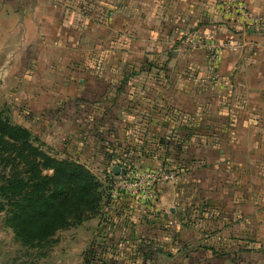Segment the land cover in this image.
<instances>
[{
    "label": "crops",
    "instance_id": "0c3cea01",
    "mask_svg": "<svg viewBox=\"0 0 264 264\" xmlns=\"http://www.w3.org/2000/svg\"><path fill=\"white\" fill-rule=\"evenodd\" d=\"M218 1L0 0V101L82 113L102 152L130 139L144 148V157L134 154L144 167L175 176L156 186V216L174 221L187 249L157 254L154 264H264V33L249 32L240 50L223 54L214 84L205 53L185 37L236 34L216 14ZM242 1L264 14V0ZM200 203V227L182 226L184 208ZM130 214L134 225L123 230L100 216L83 222L31 262L5 228L0 264H99L85 258L93 239L132 252L131 239L163 236L146 205Z\"/></svg>",
    "mask_w": 264,
    "mask_h": 264
},
{
    "label": "trees",
    "instance_id": "16d2710c",
    "mask_svg": "<svg viewBox=\"0 0 264 264\" xmlns=\"http://www.w3.org/2000/svg\"><path fill=\"white\" fill-rule=\"evenodd\" d=\"M230 30L237 31L234 27ZM129 140L102 152L108 160L106 167L110 166V160L118 167H144L139 156L134 155L144 157V148L132 145ZM0 156L21 168L20 171L11 169L0 181V212L5 213L4 224L11 228L14 239L22 246L50 250L56 243L54 235L58 230L78 226L96 216H101L103 226L113 231L116 227L123 230L134 225L130 210L142 204L136 197L110 198L109 192L103 194L101 183L83 163L42 151L27 128L11 123L1 113ZM43 171L51 173L43 174ZM106 203L109 208L103 211ZM204 212L202 203L184 208L180 224L193 229L194 220L202 218ZM153 218L162 231L168 228V219L162 215ZM178 235L176 230L161 237L140 235L133 238L132 235L131 240L135 241L132 252L126 251L124 245L97 244L93 239L85 258L99 264H154L157 254L173 257L186 253L187 244L181 243Z\"/></svg>",
    "mask_w": 264,
    "mask_h": 264
},
{
    "label": "rangeland",
    "instance_id": "374dc122",
    "mask_svg": "<svg viewBox=\"0 0 264 264\" xmlns=\"http://www.w3.org/2000/svg\"><path fill=\"white\" fill-rule=\"evenodd\" d=\"M94 54L96 57L97 54ZM121 56L124 62L130 60L128 55L122 54ZM64 72L63 69L59 68V74ZM14 87L16 90L13 92L16 93L18 88L13 85L12 89H14ZM49 103V101L38 104V102L35 103L33 101L21 103L16 101V99H12L10 102L4 100L0 101V113L11 123L27 128L34 139L35 145H38L42 151L58 158L67 157L83 163L101 183L100 190L103 194L110 192L115 187H119L118 183L114 182V178L110 177L111 175L108 172L110 166L106 167L104 164L105 158L100 148L102 145L101 136L97 133L86 131V115L83 116L82 113H79L76 116L70 115L69 117H63L58 114V111L55 112V114L52 113V110L48 111L45 106H48ZM80 128L84 129V131H81ZM11 169H15V171L21 170L20 166H16L15 162L0 156V181L3 180L6 175L10 174ZM141 169H144L143 171L147 169L146 172L149 173L155 170L146 167H142ZM50 173L51 171H43V174ZM128 178V180L134 181L137 177L129 174ZM161 180L165 179L158 178L157 184ZM112 181L114 182L113 184H111ZM5 216L4 212H0V222H3V224ZM78 226H81V224ZM78 226L58 230L54 235V239L58 242L68 237H74L77 232L73 231L78 229ZM5 228L7 229L9 227L4 224V228L0 229V232L3 231L7 233ZM9 231V237L11 239L14 238L11 228H9ZM54 246L55 244L50 250L45 247L41 249L23 246L25 247L24 251H21L20 254L24 259L31 262L34 259L37 260L39 256L45 257L49 255ZM42 253L45 254L43 255Z\"/></svg>",
    "mask_w": 264,
    "mask_h": 264
},
{
    "label": "built area",
    "instance_id": "2783aa9c",
    "mask_svg": "<svg viewBox=\"0 0 264 264\" xmlns=\"http://www.w3.org/2000/svg\"><path fill=\"white\" fill-rule=\"evenodd\" d=\"M215 9L222 21L236 28V34L220 38L215 35L213 30L208 32L195 30L189 32L185 40L192 49H201L205 53L209 78L217 85L221 82L217 68L223 54L240 50L245 44L244 38L249 30L264 33V14L253 13L242 0H220L216 3ZM118 168L117 174L114 173L113 166H110L108 171L110 177L114 178V182H117L119 186L109 192L110 198H116L120 195L136 197L140 203L148 207L149 213L155 217L158 201L157 180L158 178L171 180L175 176L164 166H160L150 173L146 172L147 169L143 171L144 169L141 168ZM129 174L137 178L134 181L128 180ZM114 182L112 181L111 184ZM201 222L202 218L195 219L192 228L198 229ZM173 225V220L167 221L168 228L162 231L163 236L170 235L174 231Z\"/></svg>",
    "mask_w": 264,
    "mask_h": 264
},
{
    "label": "water",
    "instance_id": "95a60500",
    "mask_svg": "<svg viewBox=\"0 0 264 264\" xmlns=\"http://www.w3.org/2000/svg\"><path fill=\"white\" fill-rule=\"evenodd\" d=\"M249 32H253V30L251 29V30H249ZM113 168H114L113 169L114 173L117 174L118 173V169H119L118 166H114Z\"/></svg>",
    "mask_w": 264,
    "mask_h": 264
}]
</instances>
